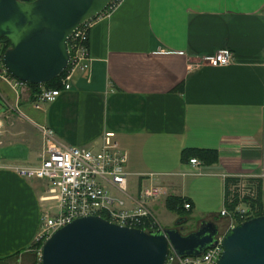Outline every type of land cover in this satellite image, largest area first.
I'll list each match as a JSON object with an SVG mask.
<instances>
[{
  "label": "crops",
  "instance_id": "crops-1",
  "mask_svg": "<svg viewBox=\"0 0 264 264\" xmlns=\"http://www.w3.org/2000/svg\"><path fill=\"white\" fill-rule=\"evenodd\" d=\"M85 45L87 67L37 107L32 88L0 74L1 164H37L41 128L57 147L97 148L110 131L128 175L125 194L109 191L129 209L140 187H160L148 206L162 228L184 216L165 207L168 196L217 224L233 181L255 182L264 196V0H122L92 18ZM219 48L230 63L201 59ZM45 193L43 180L0 168V264L35 260Z\"/></svg>",
  "mask_w": 264,
  "mask_h": 264
},
{
  "label": "water",
  "instance_id": "water-1",
  "mask_svg": "<svg viewBox=\"0 0 264 264\" xmlns=\"http://www.w3.org/2000/svg\"><path fill=\"white\" fill-rule=\"evenodd\" d=\"M109 0H0V38L8 46L1 63L23 83L41 84L67 66V37L101 13ZM178 217L171 227L144 231L98 215L72 219L40 245V264H164L167 252L198 255L216 242L218 224L202 218L186 232ZM214 264H264V213L230 227Z\"/></svg>",
  "mask_w": 264,
  "mask_h": 264
},
{
  "label": "built area",
  "instance_id": "built-area-1",
  "mask_svg": "<svg viewBox=\"0 0 264 264\" xmlns=\"http://www.w3.org/2000/svg\"><path fill=\"white\" fill-rule=\"evenodd\" d=\"M121 1L109 0L105 9L98 15H107ZM91 20L92 18L78 25L67 37L69 59L63 74L58 79L59 87L40 86L39 92L35 95L34 106L53 101L61 90L69 88L72 74L75 71H83L87 67L85 43ZM201 59L211 66L225 65L233 60L232 52L227 48H219L210 55L202 56ZM0 74L10 77L1 61ZM15 80L19 84L23 83ZM41 134L43 149L37 164L8 167L0 163V168H11L19 177L40 179L45 182L46 193L40 199L52 203L40 209L35 242L41 245L53 231L74 218L85 215L100 216V213L106 216V220L120 226L136 227L144 231L159 228L148 202L162 193L160 187L156 185L140 187L133 198V206L129 209L125 208L121 198L108 189L112 187L125 194L128 175L124 168L125 153L118 147L112 132L102 133L100 145L97 148L75 145L57 147L52 140L50 129L41 128ZM188 162L194 166L201 164L194 157L188 158ZM249 193V190L239 189L238 198ZM183 208H188L187 202L183 203ZM219 215L229 218L231 224L232 220L239 222L251 217L252 212L239 205L230 211L223 205ZM220 240L221 235H217L215 244L205 248L198 255L178 256L168 251L164 264H214L221 252ZM32 264H40L39 251Z\"/></svg>",
  "mask_w": 264,
  "mask_h": 264
},
{
  "label": "trees",
  "instance_id": "trees-1",
  "mask_svg": "<svg viewBox=\"0 0 264 264\" xmlns=\"http://www.w3.org/2000/svg\"><path fill=\"white\" fill-rule=\"evenodd\" d=\"M8 46L7 41L4 38H0V56L3 50ZM1 61V59H0ZM64 71H62L58 76L54 77L53 79L41 83V84H31V83H25L28 85L30 88H32L33 91H35V94L39 92V87L43 86L46 88H56L59 87V77L63 74ZM10 75V74H9ZM11 76V75H10ZM12 77V76H11ZM14 78V77H13ZM202 152L201 156H203L204 153H207V150L201 149L198 150ZM252 183L245 182L242 187L239 188L237 185L236 181L231 183V192L229 190L226 192L224 195V206L227 210H233V208L236 206L238 202H242L246 208H248L252 212V216L263 214L264 211L262 210V205H263V200H262V195L259 190V185L257 183H253V186L251 185ZM252 189V194H245L242 196V198H238L239 194V189L240 190H247V189ZM231 194V198H230ZM229 198V200H228ZM184 199L181 197L177 196H168L165 198L164 205L168 210L174 211L178 215L185 214L184 216L187 217L188 213H184L180 211L181 208H183V203ZM100 216L106 217L104 214L100 213ZM34 243V242H33ZM39 242H35L33 245H39Z\"/></svg>",
  "mask_w": 264,
  "mask_h": 264
},
{
  "label": "rangeland",
  "instance_id": "rangeland-1",
  "mask_svg": "<svg viewBox=\"0 0 264 264\" xmlns=\"http://www.w3.org/2000/svg\"><path fill=\"white\" fill-rule=\"evenodd\" d=\"M264 189V188H263ZM263 195H264V190H263V193H262ZM263 198H262V200H263V205H262V210L264 211V196H262ZM208 206V205H207ZM207 206L205 205V207L207 208ZM239 207H242V206H240L239 205ZM220 208H222V206L220 207ZM211 209H215V206L213 207V208H211ZM214 212H216L215 210H210V212L209 213H214ZM185 215V214H184ZM204 215H207V213L206 214H204ZM218 215H219V211H218ZM220 216V215H219ZM180 217V216H179ZM187 217H188V219L186 220V222H184V229L182 230V232H186V231H188L187 229H193L195 226H196V224H197V219H198V217L199 216H188L187 215ZM220 217H222V219L223 220H221L222 222L218 225V235H223L230 227H232L233 225H235L237 222H238V220H237V222H235V221H231V224H230V219L229 218H227V217H224V216H220ZM156 219V218H155ZM158 220L162 223H165L166 221H167V219H161V217L159 216L158 217ZM175 221V219L172 221V222H170L169 224H167V226L168 225H172L173 224V222ZM156 222H157V226L159 227V228H162V227H160V225H159V223H158V221L156 220ZM35 243V242H34ZM33 243V244H34ZM31 245L30 247H32L33 248V251L35 252V254L39 251V246L40 245Z\"/></svg>",
  "mask_w": 264,
  "mask_h": 264
}]
</instances>
